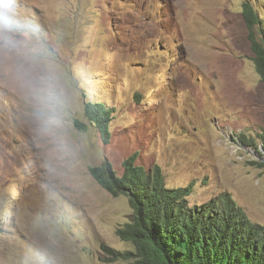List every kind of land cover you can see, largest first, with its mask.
Listing matches in <instances>:
<instances>
[{"label":"rangeland","instance_id":"374dc122","mask_svg":"<svg viewBox=\"0 0 264 264\" xmlns=\"http://www.w3.org/2000/svg\"><path fill=\"white\" fill-rule=\"evenodd\" d=\"M244 1L7 0L33 51L0 52V264H138L118 232L128 199L89 173L107 161L121 175L132 155L193 203L228 195L264 227V86ZM248 1L264 22V0ZM86 101L113 109L107 143Z\"/></svg>","mask_w":264,"mask_h":264},{"label":"trees","instance_id":"16d2710c","mask_svg":"<svg viewBox=\"0 0 264 264\" xmlns=\"http://www.w3.org/2000/svg\"><path fill=\"white\" fill-rule=\"evenodd\" d=\"M242 15L252 60L264 86V22L248 0L242 3ZM112 112L103 102L84 104L85 120L106 143ZM74 125L81 131L88 128L78 119ZM260 139L264 152V131ZM259 164L264 166V161ZM123 168L118 175L103 161L89 167V173L110 194L128 199L132 217L118 232L134 245L138 264H264V227L251 222L230 196L197 205L187 198L190 189L166 185L158 168L147 170L133 155L126 158ZM8 208L5 202L1 206ZM101 247L112 253V260H119L120 251Z\"/></svg>","mask_w":264,"mask_h":264},{"label":"clouds","instance_id":"9594fccd","mask_svg":"<svg viewBox=\"0 0 264 264\" xmlns=\"http://www.w3.org/2000/svg\"><path fill=\"white\" fill-rule=\"evenodd\" d=\"M3 51L25 57L33 51L30 46L29 34L17 27L7 0H0V52ZM34 83L37 88L44 91L48 102L54 106V88L52 87L51 78L41 75ZM48 114L54 115L51 111Z\"/></svg>","mask_w":264,"mask_h":264}]
</instances>
